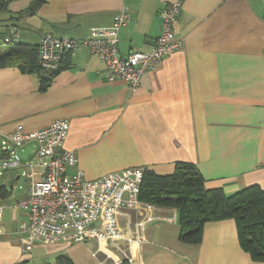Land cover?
<instances>
[{
	"label": "crops",
	"instance_id": "0c3cea01",
	"mask_svg": "<svg viewBox=\"0 0 264 264\" xmlns=\"http://www.w3.org/2000/svg\"><path fill=\"white\" fill-rule=\"evenodd\" d=\"M33 1L10 2L0 11V29H16L19 42L32 45L43 34L86 38L126 9L118 47L128 54L152 48L162 30L161 9L178 0H45L31 11ZM174 30L182 47L146 72L135 91L123 80L109 81L102 59L84 44L66 56L46 90L36 73L0 68L1 130L68 119L64 146L78 157V166L68 170L80 168L88 179L128 167L165 175L177 161H189L207 188L233 194L257 184L264 190V0H182ZM20 153L23 160L32 157L24 147ZM7 172L13 183L0 195V264H57L61 255L73 264H110L106 253L123 257L125 242L94 256L95 241H31L23 230L27 213L12 207L27 192V181L12 198L23 177L18 169ZM153 214L136 247L142 264H264L241 247L233 218L207 222L202 241L192 243L180 238L176 208L156 206Z\"/></svg>",
	"mask_w": 264,
	"mask_h": 264
},
{
	"label": "built area",
	"instance_id": "2783aa9c",
	"mask_svg": "<svg viewBox=\"0 0 264 264\" xmlns=\"http://www.w3.org/2000/svg\"><path fill=\"white\" fill-rule=\"evenodd\" d=\"M181 6L182 0L164 4L160 11L162 30L149 51L120 52L119 33L129 20L126 9L110 26L92 27L86 38L43 34L39 43L41 70L45 75L60 71L65 55L84 44L102 59L109 81L123 80L135 91L146 72L157 69L165 57L182 47L174 30ZM17 38L18 32L13 29L5 40ZM69 130L68 119L30 130L23 123L9 132L0 128V175L18 169L19 177L27 181V192L12 203L13 209L27 213L23 230L31 241L43 243L95 241L98 247L92 251L94 256L106 251L107 245L119 247L125 242L127 251L121 249L122 258L106 253L110 264H142L136 260V247L143 241L145 224L155 220L157 206L139 199L145 168L128 167L95 179L86 178L80 168L69 172V167L78 166L76 152L64 146ZM29 143L34 144L32 157L23 160L20 151ZM3 209L0 204V218Z\"/></svg>",
	"mask_w": 264,
	"mask_h": 264
},
{
	"label": "trees",
	"instance_id": "16d2710c",
	"mask_svg": "<svg viewBox=\"0 0 264 264\" xmlns=\"http://www.w3.org/2000/svg\"><path fill=\"white\" fill-rule=\"evenodd\" d=\"M12 1L0 0V11L5 10ZM43 1L35 0L28 8L34 11ZM10 34V29H0V68L14 66L24 73H36L41 78L40 89L46 90L53 78L66 66V56L70 52L65 55L60 71L45 75L41 70L39 44L19 42L18 38L6 41ZM3 42L9 43L10 48L4 50ZM205 181L198 166L189 161H177L174 171L165 175L145 169L139 199L157 206L176 208L181 227L180 238L186 242H201L207 222L233 218L241 247L253 260L264 262L263 188L254 184L227 194L222 188H207ZM9 191L6 185L0 187L2 197ZM57 264L73 263L61 255Z\"/></svg>",
	"mask_w": 264,
	"mask_h": 264
},
{
	"label": "rangeland",
	"instance_id": "374dc122",
	"mask_svg": "<svg viewBox=\"0 0 264 264\" xmlns=\"http://www.w3.org/2000/svg\"><path fill=\"white\" fill-rule=\"evenodd\" d=\"M10 44L9 43H2V48L4 50L10 48ZM34 144L33 143H29L27 145L24 146V150L25 152H28V153H31V149L33 148ZM23 153V152H22ZM31 156V154H29ZM8 173L7 172L5 175H0V187L3 186V185H6V187L8 189H10V186L11 184L13 183L12 179L9 180L8 178ZM15 174V171H12L10 172V175H14ZM20 185H25V179L24 178H21L17 181V183L15 184V187L13 189V192H12V198L13 197H16V196H19L22 192V189L19 187ZM11 198V199H12ZM15 202V201H14ZM89 244V243H88ZM91 246V245H90Z\"/></svg>",
	"mask_w": 264,
	"mask_h": 264
},
{
	"label": "water",
	"instance_id": "95a60500",
	"mask_svg": "<svg viewBox=\"0 0 264 264\" xmlns=\"http://www.w3.org/2000/svg\"><path fill=\"white\" fill-rule=\"evenodd\" d=\"M19 177V176H18Z\"/></svg>",
	"mask_w": 264,
	"mask_h": 264
}]
</instances>
